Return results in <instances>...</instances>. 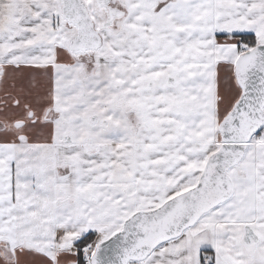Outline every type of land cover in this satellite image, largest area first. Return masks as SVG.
I'll return each mask as SVG.
<instances>
[{"label": "snow or ice", "instance_id": "obj_1", "mask_svg": "<svg viewBox=\"0 0 264 264\" xmlns=\"http://www.w3.org/2000/svg\"><path fill=\"white\" fill-rule=\"evenodd\" d=\"M0 264H264V0H0Z\"/></svg>", "mask_w": 264, "mask_h": 264}]
</instances>
